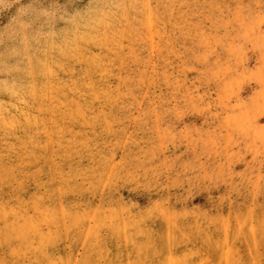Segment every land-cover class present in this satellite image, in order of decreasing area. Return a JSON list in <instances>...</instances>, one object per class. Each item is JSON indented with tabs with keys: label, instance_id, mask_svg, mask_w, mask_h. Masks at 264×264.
I'll return each mask as SVG.
<instances>
[{
	"label": "rangeland",
	"instance_id": "rangeland-1",
	"mask_svg": "<svg viewBox=\"0 0 264 264\" xmlns=\"http://www.w3.org/2000/svg\"><path fill=\"white\" fill-rule=\"evenodd\" d=\"M0 264H264V0H0Z\"/></svg>",
	"mask_w": 264,
	"mask_h": 264
}]
</instances>
